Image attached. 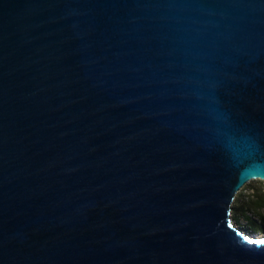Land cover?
Masks as SVG:
<instances>
[{
    "label": "water",
    "instance_id": "1",
    "mask_svg": "<svg viewBox=\"0 0 264 264\" xmlns=\"http://www.w3.org/2000/svg\"><path fill=\"white\" fill-rule=\"evenodd\" d=\"M252 180L264 0H0V264H264Z\"/></svg>",
    "mask_w": 264,
    "mask_h": 264
},
{
    "label": "rangeland",
    "instance_id": "2",
    "mask_svg": "<svg viewBox=\"0 0 264 264\" xmlns=\"http://www.w3.org/2000/svg\"><path fill=\"white\" fill-rule=\"evenodd\" d=\"M257 190L264 191V181L252 180L245 184L243 188L236 194L230 212V220L233 227L237 228L245 234H251L255 236L262 235L264 233V222H261V220L252 213L246 214V216L249 218L248 220H246L240 215L238 211H236V206L238 203V199L245 200ZM261 214L264 216V211H262Z\"/></svg>",
    "mask_w": 264,
    "mask_h": 264
},
{
    "label": "trees",
    "instance_id": "3",
    "mask_svg": "<svg viewBox=\"0 0 264 264\" xmlns=\"http://www.w3.org/2000/svg\"><path fill=\"white\" fill-rule=\"evenodd\" d=\"M236 211L246 220L249 219L246 214L252 213L256 215L261 222H264V216L261 214L262 211H264V191L257 190L245 200L238 199Z\"/></svg>",
    "mask_w": 264,
    "mask_h": 264
},
{
    "label": "snow or ice",
    "instance_id": "4",
    "mask_svg": "<svg viewBox=\"0 0 264 264\" xmlns=\"http://www.w3.org/2000/svg\"><path fill=\"white\" fill-rule=\"evenodd\" d=\"M255 243H264V241H256Z\"/></svg>",
    "mask_w": 264,
    "mask_h": 264
}]
</instances>
